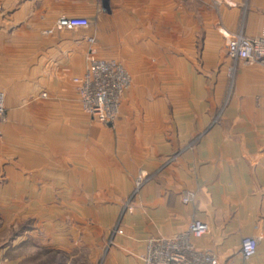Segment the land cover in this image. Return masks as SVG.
I'll list each match as a JSON object with an SVG mask.
<instances>
[{
	"label": "crops",
	"instance_id": "obj_1",
	"mask_svg": "<svg viewBox=\"0 0 264 264\" xmlns=\"http://www.w3.org/2000/svg\"><path fill=\"white\" fill-rule=\"evenodd\" d=\"M263 28L264 0H0V264H142L192 220L219 264H264V69L226 52ZM90 55L130 76L113 126L79 103Z\"/></svg>",
	"mask_w": 264,
	"mask_h": 264
},
{
	"label": "built area",
	"instance_id": "obj_2",
	"mask_svg": "<svg viewBox=\"0 0 264 264\" xmlns=\"http://www.w3.org/2000/svg\"><path fill=\"white\" fill-rule=\"evenodd\" d=\"M89 21L80 17H61L52 29L45 31L50 35L53 31L86 28ZM226 52L234 63L259 65L264 69V28L256 37H246L242 32L226 35ZM76 85L77 95L82 111L95 121L113 126L119 113L123 95L130 87V76L117 60L88 57V65L79 77L72 79ZM4 94L0 92V125L4 120ZM146 177H137L134 181V194L138 193L146 182ZM195 195L188 192L182 198L183 203L192 202ZM208 226L200 220H192L187 231L171 238H150L145 243L142 264H219L208 252L198 251L192 239H200L208 233ZM121 234L122 231L116 230ZM257 240L245 237L240 245L243 261H248L256 252Z\"/></svg>",
	"mask_w": 264,
	"mask_h": 264
},
{
	"label": "rangeland",
	"instance_id": "obj_3",
	"mask_svg": "<svg viewBox=\"0 0 264 264\" xmlns=\"http://www.w3.org/2000/svg\"><path fill=\"white\" fill-rule=\"evenodd\" d=\"M101 262H102V260H97L95 263H93L91 261H88L87 258L85 260L76 258V259H73L72 261H70V264H101ZM63 264H65V259L63 261Z\"/></svg>",
	"mask_w": 264,
	"mask_h": 264
}]
</instances>
